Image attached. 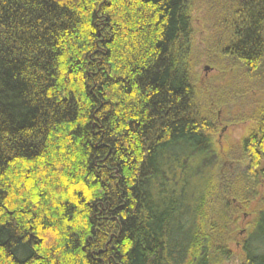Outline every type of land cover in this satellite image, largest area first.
I'll return each instance as SVG.
<instances>
[{
	"label": "trees",
	"instance_id": "trees-1",
	"mask_svg": "<svg viewBox=\"0 0 264 264\" xmlns=\"http://www.w3.org/2000/svg\"><path fill=\"white\" fill-rule=\"evenodd\" d=\"M207 3L261 96L219 176L189 0H0V264H214L253 199L242 264H264V0Z\"/></svg>",
	"mask_w": 264,
	"mask_h": 264
},
{
	"label": "rangeland",
	"instance_id": "rangeland-1",
	"mask_svg": "<svg viewBox=\"0 0 264 264\" xmlns=\"http://www.w3.org/2000/svg\"><path fill=\"white\" fill-rule=\"evenodd\" d=\"M189 5L190 34L185 46L188 48L191 77L195 80L198 108L203 113L209 112L208 105L205 106L209 102L216 125L212 136V144L218 155L215 176L230 170L240 171L244 168L241 162V140L256 126L255 121L249 117L253 102L261 96L257 92L242 95L236 93L246 83L231 63L216 57L208 43L211 38L207 40L206 37L207 34L209 37V32H213L216 12L209 8L207 0H189ZM210 35L215 36L213 33ZM211 58L213 60H209ZM258 205L259 202L253 199L247 209L243 208L227 243L230 255L224 259L216 258L214 264L243 263L241 243L247 234V224Z\"/></svg>",
	"mask_w": 264,
	"mask_h": 264
},
{
	"label": "flooded vegetation",
	"instance_id": "flooded-vegetation-1",
	"mask_svg": "<svg viewBox=\"0 0 264 264\" xmlns=\"http://www.w3.org/2000/svg\"><path fill=\"white\" fill-rule=\"evenodd\" d=\"M251 130H252V129H251ZM243 139H244V138H243ZM243 139H242V140H243ZM242 140H241V142H242Z\"/></svg>",
	"mask_w": 264,
	"mask_h": 264
}]
</instances>
